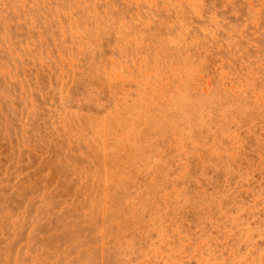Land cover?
I'll use <instances>...</instances> for the list:
<instances>
[{
    "label": "rangeland",
    "instance_id": "rangeland-1",
    "mask_svg": "<svg viewBox=\"0 0 264 264\" xmlns=\"http://www.w3.org/2000/svg\"><path fill=\"white\" fill-rule=\"evenodd\" d=\"M0 264H264V0H0Z\"/></svg>",
    "mask_w": 264,
    "mask_h": 264
}]
</instances>
